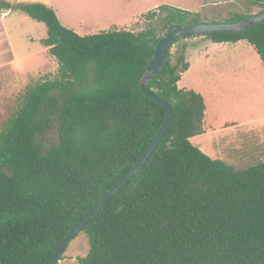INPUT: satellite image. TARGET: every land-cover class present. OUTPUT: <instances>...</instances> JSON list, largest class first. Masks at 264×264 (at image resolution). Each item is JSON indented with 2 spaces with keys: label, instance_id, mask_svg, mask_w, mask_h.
Masks as SVG:
<instances>
[{
  "label": "trees",
  "instance_id": "16d2710c",
  "mask_svg": "<svg viewBox=\"0 0 264 264\" xmlns=\"http://www.w3.org/2000/svg\"><path fill=\"white\" fill-rule=\"evenodd\" d=\"M249 1L264 10V0ZM12 7L46 25L41 42L57 71L27 86L0 124V264H44L160 128L164 111L139 81L168 27L251 13L207 19L160 4L141 14L145 26L136 31L80 35L40 1H0L1 10ZM199 36L245 40L264 64V19L245 31ZM192 37L173 38L164 70L147 83L170 105V125L145 164L80 230L89 244L81 264H264V161L238 169L190 141L204 132L206 107L200 93L177 85Z\"/></svg>",
  "mask_w": 264,
  "mask_h": 264
},
{
  "label": "rangeland",
  "instance_id": "374dc122",
  "mask_svg": "<svg viewBox=\"0 0 264 264\" xmlns=\"http://www.w3.org/2000/svg\"><path fill=\"white\" fill-rule=\"evenodd\" d=\"M0 1L14 5L17 2L39 0ZM40 2L56 12L62 25L80 35L122 27L131 21L132 23L126 29L136 31L145 26L141 14L160 4H170L198 12L207 19H223L233 12L252 14L260 11V7L253 6L249 0H43ZM1 11L0 9V124L15 110L27 86L44 77H53L57 71V67H54L50 59L52 55L41 42V39L47 35L46 25L15 7L9 9V14L5 18L1 17ZM242 41L255 52L252 45L245 40ZM194 51L195 49H192L191 53ZM205 70L204 72L201 65L196 63L186 76L205 78L207 68ZM219 90L220 94L217 97L213 96L208 100L209 110H216L219 107L223 99L222 86ZM257 106L255 110L253 109L256 114L264 110V104H257ZM263 124L264 121L252 123L257 128ZM252 125L237 124L229 129L211 133L207 137L209 136L210 139L217 135L215 146L218 142L219 145H225L223 146L225 150L228 148L234 157L232 165L242 169L252 161H264V129H256L254 132L246 131V128ZM228 130L232 132L230 136L222 138L221 135ZM55 135V131L49 132L46 140L48 142L55 140ZM240 143L247 149H254V154L248 159L251 160L250 162L237 157L240 151L235 149ZM88 248L86 235L82 231L78 232L66 246L57 264H81L77 258L84 257Z\"/></svg>",
  "mask_w": 264,
  "mask_h": 264
},
{
  "label": "crops",
  "instance_id": "0c3cea01",
  "mask_svg": "<svg viewBox=\"0 0 264 264\" xmlns=\"http://www.w3.org/2000/svg\"><path fill=\"white\" fill-rule=\"evenodd\" d=\"M8 14L9 10L1 11L3 18ZM131 23L118 28H128ZM186 42V60L189 67L180 75L177 85L180 88L193 89L200 93L206 106L204 132L191 137L190 141L208 156L222 159L232 165L234 157L228 148L225 150L223 147L225 145H219V142L215 146L217 135L210 139L207 135L218 130L229 129L237 124L248 126L257 121H264V110L257 114L253 111L258 107L257 104H264V64L256 51L253 52L242 40L213 42L203 36H194ZM192 49L195 51L191 53ZM50 59L56 68V59L53 56ZM196 63L201 65L204 72L207 68L205 78L186 76ZM220 86L223 90L221 93L223 99L216 110H209L208 100L220 94ZM246 129L251 132L256 129L263 130L264 124L258 128L252 125ZM234 132L237 133L236 130ZM231 133L228 130L221 136L224 138L227 135L230 136ZM235 150L240 151L241 154L239 153L237 157L243 161L248 160L254 154V149H247L242 143L238 144Z\"/></svg>",
  "mask_w": 264,
  "mask_h": 264
},
{
  "label": "water",
  "instance_id": "95a60500",
  "mask_svg": "<svg viewBox=\"0 0 264 264\" xmlns=\"http://www.w3.org/2000/svg\"><path fill=\"white\" fill-rule=\"evenodd\" d=\"M263 19L264 10L252 13L237 21H201L187 26L173 24L168 27L166 33L157 41L153 54L146 63L145 73L139 81L141 92L153 100L164 111L165 116L160 128L154 134L145 150L132 167L93 204V206L75 225H73L66 232L56 249L44 264H55L59 260L70 240L82 229L84 224L88 222V220L95 215L98 210L137 173V171L145 164L163 135L168 130L172 117V109L166 101L158 97L151 89L148 88L147 83L153 76L160 74L164 70L167 60L166 49L173 38L176 36H199L216 31L241 32L251 28Z\"/></svg>",
  "mask_w": 264,
  "mask_h": 264
}]
</instances>
